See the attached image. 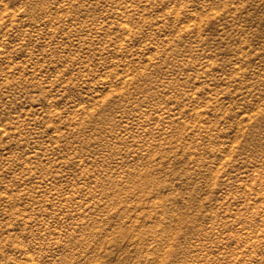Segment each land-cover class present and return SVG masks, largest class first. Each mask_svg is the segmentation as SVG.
<instances>
[{
  "label": "rangeland",
  "instance_id": "374dc122",
  "mask_svg": "<svg viewBox=\"0 0 264 264\" xmlns=\"http://www.w3.org/2000/svg\"><path fill=\"white\" fill-rule=\"evenodd\" d=\"M0 264H264V0H0Z\"/></svg>",
  "mask_w": 264,
  "mask_h": 264
}]
</instances>
